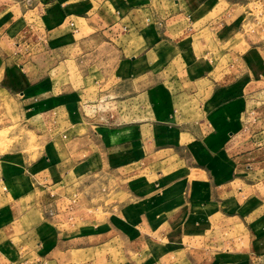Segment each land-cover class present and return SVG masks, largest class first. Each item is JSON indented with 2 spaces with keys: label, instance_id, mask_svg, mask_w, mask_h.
<instances>
[{
  "label": "crops",
  "instance_id": "0c3cea01",
  "mask_svg": "<svg viewBox=\"0 0 264 264\" xmlns=\"http://www.w3.org/2000/svg\"><path fill=\"white\" fill-rule=\"evenodd\" d=\"M207 1L0 0V128L12 122L2 101L13 99L40 136L34 157L21 142L0 152V264H140L142 254L154 264H264L256 150L239 147L237 133L218 148L196 136L227 99L211 75L208 36L235 47L238 30L236 13ZM99 44L126 66L123 120L69 139L50 133L68 122L53 110L89 96L86 86L60 87L58 64L91 57ZM167 45L177 52L157 51ZM94 171L106 173L107 197L123 193L124 205L63 224L77 219L59 212L66 198L102 188L89 179ZM210 237L222 247L210 252Z\"/></svg>",
  "mask_w": 264,
  "mask_h": 264
},
{
  "label": "rangeland",
  "instance_id": "374dc122",
  "mask_svg": "<svg viewBox=\"0 0 264 264\" xmlns=\"http://www.w3.org/2000/svg\"><path fill=\"white\" fill-rule=\"evenodd\" d=\"M220 2L224 4L226 12H231V17L234 13L238 17V22L236 21L238 30H235L236 35L232 33L230 38L234 39L235 47L228 44V39L226 45H219L212 36H208L211 43L207 44L205 51L210 57L211 55L214 57L211 75L215 84L226 87L227 99L222 107L207 111V117L203 118L205 125L196 136L197 140L211 148H218L219 144L228 143L233 133H237L236 140L241 143L239 147L242 145V148H245L244 146L252 144L251 148L256 150V154L251 155L252 160L258 161L255 180L260 181V184L257 191L264 197V0H208L207 6L212 7ZM73 48L71 47L67 57L74 55ZM157 51L171 53L177 52V49L167 45L161 46ZM224 51L227 54L224 55ZM93 52L95 53L93 56L83 57L76 64L73 60L60 61L58 64L65 70L60 87L70 89L86 86L89 96L82 103L77 102L60 110H53L50 114L51 118L66 117L69 123L65 124L62 121L60 126H50V133L60 131L69 139L74 135L90 132L91 126L95 123L123 120L121 100L125 94L123 87L127 78L126 66L121 59L122 54L115 48L106 49L101 44L94 47ZM58 66L52 69L59 68ZM52 74L58 75L53 71ZM209 83L212 84V81L210 80ZM2 106L9 112L12 122L0 128V152L12 143L21 142L27 145L25 150L33 151L34 157L40 146L38 132L25 124L15 100L3 99ZM93 128L96 126L94 125ZM89 179L104 182L106 173L94 171ZM116 181L115 188L118 185ZM147 181L150 184L154 183L152 178L148 180V176ZM101 187L95 196H90L89 189L83 187L80 192L76 191L71 197L66 198L64 203L60 204L59 212L65 217L76 214L77 219L71 217V221H64L63 224L91 221L109 212L121 210L125 197L123 193H110L107 197L105 182ZM109 191L112 189L110 188ZM117 200L119 203L116 204ZM112 201L114 205H109ZM198 240L199 237L194 238V243L190 244V247L196 248ZM208 243L211 246L210 252L222 247L216 237H210ZM168 256H163L162 262ZM134 258L140 264H154L148 254H142L140 257L134 255Z\"/></svg>",
  "mask_w": 264,
  "mask_h": 264
}]
</instances>
